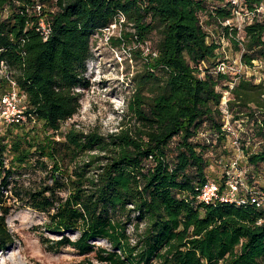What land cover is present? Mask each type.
Instances as JSON below:
<instances>
[{"label": "trees", "instance_id": "trees-1", "mask_svg": "<svg viewBox=\"0 0 264 264\" xmlns=\"http://www.w3.org/2000/svg\"><path fill=\"white\" fill-rule=\"evenodd\" d=\"M260 2L244 0L250 10ZM230 16L225 0H0V60L26 96L25 122L0 131V252L15 241L10 210L24 206L46 217L45 251L70 248L85 264H264V205L250 201L264 196L246 187L241 205L197 199L228 156L224 91L231 122L244 127L233 125L242 161L252 178L264 175V80L240 77L229 88L208 31L248 68L261 61L264 75V16L229 37ZM111 25L109 44L141 63L119 129L66 128L76 89L88 86L90 39ZM6 86L0 78V95ZM36 172V184L22 179ZM213 181L223 191L224 172Z\"/></svg>", "mask_w": 264, "mask_h": 264}, {"label": "rangeland", "instance_id": "rangeland-1", "mask_svg": "<svg viewBox=\"0 0 264 264\" xmlns=\"http://www.w3.org/2000/svg\"><path fill=\"white\" fill-rule=\"evenodd\" d=\"M209 34L214 33L213 28L208 27ZM118 34V27L109 26L101 32L94 33L90 39L91 56L85 63L84 81L87 88H77L79 93V108L68 119L64 127L73 126L82 132L97 131L109 133L119 129L120 115L126 108L128 97L131 93V75L140 68V60L134 61L121 49L113 48L109 44V37ZM229 48L225 53L229 58L237 57L238 54ZM135 50L134 47H132ZM138 51V49L136 48ZM128 52V51H127ZM144 54L143 52H141ZM261 69V68H260ZM254 74L264 80L261 70L256 69ZM244 128V127H239ZM228 156L222 157L220 162L212 166L208 171L211 181L221 178L224 172V163L227 160L237 158L240 167V190L247 187L255 192L258 197H263L264 175L253 174L250 168L243 163L241 149H236L226 144ZM252 178V183L248 181ZM40 175L29 173L23 175L26 184H36ZM46 217L28 207L15 206L7 216V224L15 235L14 243L6 250L0 252V264H85V259L78 256L70 248L62 249L59 253L47 252L40 241L42 229L39 227L45 222ZM47 236V234H43ZM75 235H71L74 237Z\"/></svg>", "mask_w": 264, "mask_h": 264}, {"label": "built area", "instance_id": "built-area-1", "mask_svg": "<svg viewBox=\"0 0 264 264\" xmlns=\"http://www.w3.org/2000/svg\"><path fill=\"white\" fill-rule=\"evenodd\" d=\"M231 6V16L222 22V26L227 27L228 36L231 37V31H235L237 36L242 33V30L245 25L251 23L255 18H260L264 16V0H261L260 4L250 10L247 8L244 0H225ZM35 12H39L40 4L36 3L34 6ZM38 30L44 36H47L49 33L48 28L45 26V23L42 19L39 22ZM214 40L218 45H220L221 50L224 52L222 60L218 61L217 66L215 67V72L218 73H227L231 81L228 83L229 88H232L233 85L238 81L240 77L249 78L253 76L256 81H259L254 71L261 67V61H254V66L252 69L243 65L240 61V56L229 58L225 53V48H229V41L226 37L222 36H210L209 39ZM0 78L5 79L7 82L6 89L0 95V131L3 127L10 124H22L26 120L24 114L26 108V96L25 94L17 87L15 81L10 75L8 66L4 61L0 60ZM227 96L228 91H224L221 102L220 109L223 114L222 116V130L228 134L229 144L238 149L239 140L237 129L234 128L235 125L237 128L240 127L238 121L231 122V115L227 110ZM220 162V160H219ZM238 159H230L224 163V175L225 183L223 191H220L219 185L215 181H208L203 185L199 192L197 199L204 204H213L215 202H228L236 203L241 205L245 203L242 197L239 196V190L241 185L240 179V167ZM252 203H255L257 206L259 204L264 205V198L259 201L255 197H251L250 200Z\"/></svg>", "mask_w": 264, "mask_h": 264}]
</instances>
